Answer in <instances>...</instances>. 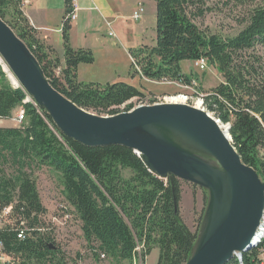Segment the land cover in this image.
I'll return each mask as SVG.
<instances>
[{
	"label": "trees",
	"instance_id": "obj_1",
	"mask_svg": "<svg viewBox=\"0 0 264 264\" xmlns=\"http://www.w3.org/2000/svg\"><path fill=\"white\" fill-rule=\"evenodd\" d=\"M155 1L156 42L130 50L135 73L191 85L192 76L182 71L183 61L205 58L216 66L224 80L203 95L204 107L230 124L238 152L264 180V0L249 10L241 20L243 27L230 37L204 28L208 13L219 10L222 1L238 6L257 0ZM74 10V1L65 0V64L61 66L36 36L22 10V0H0L1 17L27 44L53 85L79 106L99 115H112L127 101L142 100L145 93L124 81L104 85L79 81L78 66L92 63L94 54L71 46ZM8 14L14 22L7 19ZM26 96L22 88L8 81L0 64V119L12 118L19 105L25 110L19 126L0 127V211L12 206L11 217L15 219L14 224L0 227L1 252L10 258L5 264H68L54 237L42 228L47 209L33 175L34 167L42 166L60 172L66 198L81 220L83 236L101 255L132 261L140 240L144 243L143 263L158 248L157 264H186L205 207L193 231L180 212L182 180L157 176L126 146L89 147L65 136L45 110L24 101ZM124 169L132 172L129 178ZM21 231L24 238L18 236ZM263 253L264 238L243 254L242 262L235 258L229 264H264L260 258Z\"/></svg>",
	"mask_w": 264,
	"mask_h": 264
},
{
	"label": "water",
	"instance_id": "obj_2",
	"mask_svg": "<svg viewBox=\"0 0 264 264\" xmlns=\"http://www.w3.org/2000/svg\"><path fill=\"white\" fill-rule=\"evenodd\" d=\"M0 56L17 79L14 86L45 110L65 136L89 147L126 146L157 176L177 177L208 191L186 264H229L257 244L264 219V180L238 152L230 124L184 101L141 104L112 115L89 111L53 85L1 15Z\"/></svg>",
	"mask_w": 264,
	"mask_h": 264
},
{
	"label": "rangeland",
	"instance_id": "obj_3",
	"mask_svg": "<svg viewBox=\"0 0 264 264\" xmlns=\"http://www.w3.org/2000/svg\"><path fill=\"white\" fill-rule=\"evenodd\" d=\"M261 1L257 0L253 4L238 6L234 4L225 5L224 1H222L218 4L219 10L208 13L204 20V28H208L210 31L219 33L224 37L234 36L244 25L241 20L254 5ZM103 2L111 5L116 10L118 18L113 22L112 30L116 32L119 39L108 35L103 19L97 10L92 14L93 19L91 18L92 16H87V14L86 16L82 15L78 19L79 26L73 32L74 41L80 47L94 48V50H91L95 57L94 60H96L92 64H82L79 74L80 81L84 83L124 81L134 85L145 93V97L142 100L133 98L122 105V108H127L129 104H133L134 106L132 108H134L141 104L161 102L160 99H163L165 96L171 98L179 94L186 96L185 102L192 105H200L201 99L203 100L202 96L207 95L208 91L224 80L216 66L207 63V66L203 69L200 68V64L198 65L196 62L189 60L183 61L181 67L185 74L192 76L193 81L191 85H185L177 80L159 81L141 77L135 73L130 50L138 49L143 44H155L157 22L156 1L103 0ZM58 5L60 6V1H58ZM141 6L144 7L142 17L135 20L133 14ZM7 19L14 22L11 14L7 15ZM108 24L110 25V23ZM1 65L3 67V64ZM3 70L7 74L8 81L14 85L9 73L4 67ZM56 73H60V67L56 68ZM21 107L22 105L17 107L15 115H17ZM15 118L16 116L14 120L19 124ZM6 168L8 169L7 172H9L10 169L7 166ZM123 174L126 178H129L132 172L129 169H124ZM33 175L37 180L42 201L47 209V212L42 218L43 231H49L51 236L54 237L56 245L63 251L68 264L158 263V248L154 249L143 263L141 254L144 250V243L140 240H138L137 256L132 261H117L107 255H101L96 245L88 243L83 236L81 220L75 208L66 198L60 172L52 167L42 166L39 168L34 167ZM181 185L182 197L179 203L180 212L186 224L193 231H196L200 223L202 211L207 205V203L205 205V193L208 197V191L198 185L195 186V184L183 180ZM2 222L5 225L9 223L14 224L15 219L9 213L3 218L0 226ZM93 246L96 247L95 250L92 248ZM0 248H2L1 243ZM260 258L264 259V253L260 255Z\"/></svg>",
	"mask_w": 264,
	"mask_h": 264
},
{
	"label": "crops",
	"instance_id": "obj_4",
	"mask_svg": "<svg viewBox=\"0 0 264 264\" xmlns=\"http://www.w3.org/2000/svg\"><path fill=\"white\" fill-rule=\"evenodd\" d=\"M58 1H60V6L58 5ZM22 10L24 12V15L27 17L30 24L32 25V27L36 30V36L38 37L40 42L44 44V46L46 47L45 49L46 52L51 54V58L59 59L61 66H63L65 64V58H64L65 46H64V38H63V17L65 11V0H22ZM95 10H97L100 13L103 19V23L105 25V29L108 32V35L111 31L114 33V36L111 35L109 36L118 38L116 32L112 30V24L118 18V16L116 15V10H114L111 5L104 3L103 0H76L75 11H74L76 16L75 19L72 20V28L70 31V43L73 48L94 50V48L92 47L78 46L74 41L73 32H75V30H77L79 26L78 19L82 15L86 16V14L87 16H92L91 18L93 19L92 14ZM108 23H110V25ZM95 61L96 60H94L92 63H94ZM82 64L83 63H81L78 66V79ZM95 83H99V82H95ZM100 84H106V83H100ZM16 110L17 108L13 110L12 118L0 119L1 122L0 127L19 126V124L16 123V121L14 120V117L16 116L15 115Z\"/></svg>",
	"mask_w": 264,
	"mask_h": 264
},
{
	"label": "built area",
	"instance_id": "obj_5",
	"mask_svg": "<svg viewBox=\"0 0 264 264\" xmlns=\"http://www.w3.org/2000/svg\"><path fill=\"white\" fill-rule=\"evenodd\" d=\"M74 1V6H75V1L76 0H73ZM75 11V10H74ZM144 12V8L141 6V7H139V9H137L135 12H134V14H133V18L136 20V19H140L141 18V16H142V13ZM75 12H73L72 14H71V20H73V19H75ZM109 35H111V36H114V33L113 32H110L109 33ZM196 63L200 66V68H205V66H207V60L205 59V58H202V59H200V60H198V61H196ZM27 95V94H26ZM203 97V96H202ZM29 99V97H28V95L26 96V98H25V102L27 101ZM161 100V102H163V101H167V100H169L168 99V96H165L163 99H160ZM32 102V101H31ZM185 102V101H184ZM35 104V103H34ZM202 104H203V100L201 99V103H200V106H202ZM36 105V104H35ZM202 107H204V105L202 106ZM120 108L121 109H124V108H122V106H120ZM119 108V109H120ZM120 109V112H122V111H126L127 109L125 108L124 110H121ZM18 122H19V125L23 122V120L25 119V110H24V108L23 107H21L19 110H18V113H17V115H16V118H15ZM11 212H12V206H9V207H7L6 209H4V210H2V211H0V223H1V221H3V218H5V216L7 215V214H11ZM3 225H5L4 224V222H2V225L0 226V227H2ZM259 231H260V233H259V236H260V238H258V242H257V244L253 247V248H255V247H257V246H259V244L260 243H262V240H263V238H264V219H263V221H262V224L260 225V227H259ZM20 238H24L25 237V233H24V231H21L20 233H19V235H18ZM253 248H251V249H253ZM250 249V250H251ZM0 251H1V248H0ZM104 255V254H103ZM105 256V255H104ZM243 255H241L240 253H238V254H236V256H235V258L236 259H238L239 261H241L242 262V260H243ZM234 258V259H235ZM9 257H7L6 255H4L2 252H1V254H0V264H5V262H8L9 261Z\"/></svg>",
	"mask_w": 264,
	"mask_h": 264
},
{
	"label": "bare ground",
	"instance_id": "obj_6",
	"mask_svg": "<svg viewBox=\"0 0 264 264\" xmlns=\"http://www.w3.org/2000/svg\"><path fill=\"white\" fill-rule=\"evenodd\" d=\"M0 62H1V64H3V67L5 68V70L9 73V75H10V77H11V79H12V81H13V83L16 85L17 84V79L15 78V76L13 75V73L8 69V66L5 64V62L3 61V59H2V57L0 56ZM169 100H172V101H185V99H186V96L185 95H182V94H179L178 96H173V97H171V98H168ZM33 103H35L36 104V102L35 101H32ZM36 106H38L37 104H36ZM39 107V106H38ZM41 109V108H40ZM257 238H260V236L258 235V237ZM243 258V257H242Z\"/></svg>",
	"mask_w": 264,
	"mask_h": 264
}]
</instances>
